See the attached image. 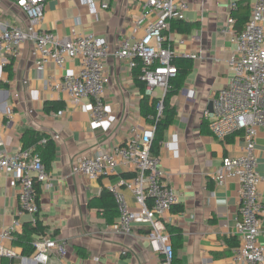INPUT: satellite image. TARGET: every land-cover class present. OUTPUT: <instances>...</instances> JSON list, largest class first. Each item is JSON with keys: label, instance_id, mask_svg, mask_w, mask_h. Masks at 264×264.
Returning <instances> with one entry per match:
<instances>
[{"label": "crops", "instance_id": "1", "mask_svg": "<svg viewBox=\"0 0 264 264\" xmlns=\"http://www.w3.org/2000/svg\"><path fill=\"white\" fill-rule=\"evenodd\" d=\"M104 1L109 5L108 10H100V3L96 2L94 15L80 0H51L45 7L42 29L63 37L72 30L80 34L92 33L106 40L109 47L105 71L108 83L104 92L109 110L107 120L93 122L89 100L75 105L67 94H53L43 84V80H59L67 73H75L78 60L67 62L63 68L52 62L39 68L31 44L26 43L20 57H6L0 61V105L12 111L11 118L1 115L0 136L6 153L23 148L26 131L45 134L56 147L48 184L40 186L39 218L49 228L48 236L55 232L67 241L68 255L64 259L52 256L48 264H160V257L152 254L149 248L146 226H134L131 235H121L113 231L116 220L107 225L101 213L88 208V202L98 197L103 189L117 186L127 207L135 209L133 194L118 186L124 174H132L119 170L115 175L93 180L72 173L77 162L93 156L99 149L109 150L126 144L133 126L144 129L149 125L147 117L140 112L142 95L135 84L134 73L127 61L116 57L123 38L139 39L145 33L146 21L139 26L135 24L141 17L144 0ZM177 2L188 6L184 19L178 21L181 22L179 26L183 23L191 28L188 32H178L171 25L172 46L176 57L192 60L193 69L180 93L169 100L175 116L159 143V167L165 174L164 182L176 192L178 204L164 220L160 219L158 226L164 232L167 227L174 228L181 235V247L172 264H232L239 184L235 178H229L217 185L213 176L222 159L241 154L243 140L238 135L218 141L205 123L209 103L228 85L232 76L229 62L236 56L230 34L224 33L229 0ZM0 11L1 20L10 26L26 25L25 16L14 10L9 2L0 0ZM191 55L196 57L191 58ZM9 62H13L10 76L4 69ZM45 102L55 103L59 108L46 112ZM59 111H63L61 116L56 115ZM54 136L57 140L52 139ZM256 156L262 177L258 191L264 204V127L257 129ZM18 193V184L11 175L0 173V233L10 228L15 220L19 223L18 229L11 231L10 240L2 243L15 257L3 258L0 264L18 263L19 257H25L13 235L32 223L33 217L16 216ZM261 225L264 231V215ZM169 236L176 238L175 233ZM259 242L264 246L263 235ZM77 248L84 249L87 257H79ZM123 250L128 252L126 256H121Z\"/></svg>", "mask_w": 264, "mask_h": 264}, {"label": "built area", "instance_id": "2", "mask_svg": "<svg viewBox=\"0 0 264 264\" xmlns=\"http://www.w3.org/2000/svg\"><path fill=\"white\" fill-rule=\"evenodd\" d=\"M26 18L24 27L10 26L0 18V61L6 57H20L21 48L29 43L39 68L52 62L63 68L67 62L78 60L75 73H67L59 80H43L45 87L53 94L65 93L73 104L82 100L90 101V118L98 123L107 120L109 110L104 101L105 76L109 47L106 40L92 33L80 34L72 30L68 36H60L42 29L46 4L51 0H3ZM239 0H229V15L224 33L230 34L235 45V54L230 59L232 76L228 85L219 90L213 102L212 113L205 114V123L209 133L218 141L224 142L233 136H241L243 147L236 157L222 159L213 180L222 185L229 178H235L239 184L238 219L235 223L236 244L232 248V264H264V246L259 237L264 236L261 217L264 204L259 195L262 177L258 172L256 156L257 129L264 127V0H251L250 17L243 29H235L233 12ZM81 5L95 14V3L100 10L109 8L104 0H80ZM188 9L185 3L177 0H144L142 14L135 24L147 22L145 33L139 39L123 38L118 45L116 57L125 60L129 69L138 72L139 80L144 83V93L155 100L154 116L147 120L158 121L163 116V99L170 89V80L175 78L176 67L172 60L176 57L170 26L184 19ZM1 13V11H0ZM1 15V14H0ZM76 24L79 21L76 20ZM195 58V55H191ZM63 111L57 112L61 116ZM1 115L11 118V109L0 105ZM131 138L124 145L109 150L99 149L93 156L86 157L72 168V173L89 179H99L115 175L119 170L132 174L131 178L120 180L118 186L129 190L137 207L130 209L125 204L117 186L107 187L115 200L117 208L113 231L121 235H131L134 226H146L145 234L151 253L160 257V264H172L174 249L170 236L159 228L158 223L172 207L178 204V196L173 188L164 182L165 174L160 169L158 155L151 154L154 139L153 124L144 129L133 126ZM57 140V137H53ZM47 144L42 138L36 145L22 148L15 153H6L3 138L0 136V173L10 174L18 184V208L16 216H39L41 206L36 195V185L46 186L49 173L40 155V149ZM15 220L12 226L0 233V260H11L13 251L4 248V240H10L11 231L18 229ZM16 229V230H17ZM21 233L22 230L17 231ZM34 249L29 256L19 257L12 264H48L52 256L64 259L68 255L67 241L58 236H38L32 243ZM127 251H121L126 256Z\"/></svg>", "mask_w": 264, "mask_h": 264}, {"label": "trees", "instance_id": "3", "mask_svg": "<svg viewBox=\"0 0 264 264\" xmlns=\"http://www.w3.org/2000/svg\"><path fill=\"white\" fill-rule=\"evenodd\" d=\"M250 4L251 0H239L237 3V9L233 12V17L235 19V29L240 32L246 22L250 17ZM176 24V26H175ZM181 22H174L172 23V28L177 29L178 32H188L191 28L189 25H185L182 23V26H179ZM179 26V27H178ZM12 63L9 62L5 67V71L9 74L12 73ZM172 64L176 67V76L175 78L170 80V89L166 93L163 99V116L158 121L155 120H147L150 124H153L155 127V134L154 139L151 144V154L157 155L159 149V143L162 141L163 133L167 129V127L171 124L172 119L175 116V110L170 106L169 100L174 96H177L180 91L183 89L186 77L190 74L193 69V62L190 58L186 57H175L172 60ZM135 76V84L138 86L140 94L142 95V99L140 101V112L143 117H147L149 115L154 116L155 114V105L156 101L152 100L151 103L147 96L144 93V83H142L138 78V72L135 70L133 71ZM59 108L55 103L52 102H45L44 109L45 111H49L50 109ZM42 138L47 139V144L44 148L40 149V155L42 158V162L49 172L51 168V164L55 159L56 155V147L54 143L45 135L40 134L38 132L33 131H26L24 134L23 139V148H28L31 146L36 145ZM132 175H123L124 179L131 178ZM40 184L36 185V195L39 201V197L41 195V188ZM88 208L94 209L102 214L103 218L105 219V223L107 225H111L117 218V208L115 204V200L113 195L108 192L106 189H103L101 194L93 200L88 202ZM49 228L44 226L42 221L40 220L39 216L35 217L34 223H29L23 226L22 232L18 234H14V241L15 243L21 247L22 255L28 256L31 255L34 251L32 247V243L35 240V237L38 236H46V231ZM168 234L175 233L176 238L173 236L171 238L172 246L174 249V259L177 250L181 247V235L178 230L174 228L167 227ZM57 234L54 232L52 234L55 237ZM76 253L81 258H86L87 255L85 250L82 248H77Z\"/></svg>", "mask_w": 264, "mask_h": 264}, {"label": "water", "instance_id": "4", "mask_svg": "<svg viewBox=\"0 0 264 264\" xmlns=\"http://www.w3.org/2000/svg\"><path fill=\"white\" fill-rule=\"evenodd\" d=\"M208 113H212L213 111V102H210L207 108Z\"/></svg>", "mask_w": 264, "mask_h": 264}]
</instances>
